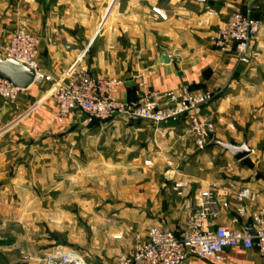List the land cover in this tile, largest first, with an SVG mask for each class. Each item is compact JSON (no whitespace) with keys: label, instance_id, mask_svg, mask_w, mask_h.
<instances>
[{"label":"crops","instance_id":"1","mask_svg":"<svg viewBox=\"0 0 264 264\" xmlns=\"http://www.w3.org/2000/svg\"><path fill=\"white\" fill-rule=\"evenodd\" d=\"M58 1H70L72 5L69 7L81 10L80 0ZM142 1H145V7L140 5ZM255 1L258 9L254 15L264 23V0ZM119 2L117 11L119 6L122 7L121 22L100 39H95L92 27L87 26L84 30L88 32L82 39L89 40L86 45L78 36L81 45H75L77 39L66 33L58 39L60 41L54 37L42 39L39 55L42 70L59 79L73 59L80 56L85 58L83 62L93 76L115 80L118 83L115 97L126 102L139 99L141 80L159 92L188 87L194 93H217L216 100L202 110V115L215 124L207 152L196 151L192 138L185 134L184 117L155 128L144 120L125 117L115 118L104 125L88 123L87 117L78 113L64 126H59L54 121L56 104L48 84H33L23 90L18 98L17 111L0 101V125L3 124L0 134L14 127L25 137L35 134L58 136L76 124H84L92 131L94 128H109L106 140L113 141L118 153L114 158L118 167L145 170L149 166L144 162L152 160L153 164L157 163V157L165 163H173L181 174L171 172L172 180L161 175L151 177L152 184L164 186V189L154 190L151 198L160 202L154 206L149 223L138 222L135 231L138 233L146 232L152 225L180 237L186 230L188 215L196 208L197 193L212 185H221L222 188L225 181L249 188L255 195L256 205L264 206V27L256 37L250 65L237 64L233 52H220L213 45L215 33L234 11L247 9L249 0H206L205 4L197 0ZM17 5V0L0 1L1 57L7 41L1 34L3 30L8 32L17 19L14 13ZM152 9L163 12L165 19L159 18L162 15L156 12L152 13ZM74 23L75 20H66V26H74ZM78 23L80 26L81 22ZM89 25H93L91 20ZM121 137L120 141L115 140ZM216 141L235 146L247 142L252 153L237 161L216 147ZM178 182L186 185L182 194L174 190ZM226 202L228 204L223 205L216 224L232 225L237 230L249 229L248 219L232 223L236 218L233 201L228 199ZM108 226L111 233L121 231L122 239L106 240L108 250L103 254L105 257L99 255L92 264H112L113 257L129 252L133 245L134 237H125L129 235L126 226ZM187 264H264V257L256 249H237L227 250L222 262L190 257Z\"/></svg>","mask_w":264,"mask_h":264},{"label":"rangeland","instance_id":"2","mask_svg":"<svg viewBox=\"0 0 264 264\" xmlns=\"http://www.w3.org/2000/svg\"><path fill=\"white\" fill-rule=\"evenodd\" d=\"M249 2L257 7L255 0ZM118 3L80 0L81 10H74L70 1L17 0V19L1 35L7 40L14 30L24 27L36 34L41 44L42 39L58 40L63 33L81 41L87 26L92 27L95 39H100L121 22ZM140 5L145 7V1ZM151 12L162 15L161 19L166 17L159 10ZM66 20L76 23L66 26ZM90 20L93 25H89ZM78 39L75 45H81ZM84 59L74 58L67 70ZM47 84L52 91V83ZM108 129L92 131L76 124L58 136L25 137L15 127L0 134V264H43L45 255L58 247L76 250L92 264L99 255L105 257L106 240L122 239L121 231L111 233L108 219L113 226L129 229L126 239L139 232L135 231L140 220L149 223L154 206L160 202L152 200V194L161 188L152 184L151 177L161 175L170 181L174 178L171 172L178 175L180 169L170 167L161 157L145 170L118 167L113 141L106 140ZM146 226L144 229L152 225ZM120 254L112 258V264Z\"/></svg>","mask_w":264,"mask_h":264},{"label":"built area","instance_id":"3","mask_svg":"<svg viewBox=\"0 0 264 264\" xmlns=\"http://www.w3.org/2000/svg\"><path fill=\"white\" fill-rule=\"evenodd\" d=\"M257 7L250 3L245 11L236 10L213 36V45L220 52H233L237 64L250 65L256 37L264 27L263 21L252 17ZM41 39L24 27H18L2 47L3 58L25 64L35 71L34 83H52L51 96L56 104L54 121L64 125L78 113L87 117L88 123L104 125L119 117L140 119L155 128L184 117L185 134L192 138L195 149L206 153L215 131L212 120L202 115V110L218 97L217 93H194L188 87L159 92L141 80V95L136 101H121L115 97L118 83L110 78L95 77L83 61L77 62L64 75L55 79L40 66ZM23 90L7 79L0 78V101L18 110V98ZM152 166V160L144 162ZM173 167V163H168ZM185 184L178 182L174 190L179 194ZM221 198H224L222 200ZM233 201L236 218L250 221L249 229L237 230L232 225H217L226 200ZM224 201V202H223ZM113 224V221H107ZM252 250L264 257V206H257L255 195L247 187L225 181L212 185L196 195V208L188 215L186 230L177 237L172 231L152 226L134 236L129 252L118 256L114 264H187L190 257L198 260H225L227 250ZM43 264H89L76 250L58 247L45 255Z\"/></svg>","mask_w":264,"mask_h":264},{"label":"water","instance_id":"4","mask_svg":"<svg viewBox=\"0 0 264 264\" xmlns=\"http://www.w3.org/2000/svg\"><path fill=\"white\" fill-rule=\"evenodd\" d=\"M197 1L204 4L206 3V0ZM164 61L168 62V59L164 57ZM0 78L9 80L15 87L21 90H27L34 83L35 71L21 62L9 58H2L0 56ZM214 145L221 148L226 153H229L232 158L237 161L246 159L252 153L248 148L247 142H244L241 146H235L231 143L216 141ZM249 232L254 234L251 229H249Z\"/></svg>","mask_w":264,"mask_h":264},{"label":"trees","instance_id":"5","mask_svg":"<svg viewBox=\"0 0 264 264\" xmlns=\"http://www.w3.org/2000/svg\"><path fill=\"white\" fill-rule=\"evenodd\" d=\"M254 12H255V11H253V13H252V17L256 19L257 17L254 15Z\"/></svg>","mask_w":264,"mask_h":264}]
</instances>
